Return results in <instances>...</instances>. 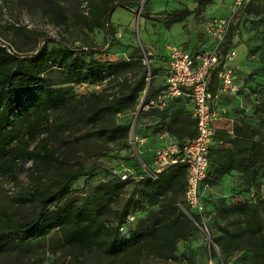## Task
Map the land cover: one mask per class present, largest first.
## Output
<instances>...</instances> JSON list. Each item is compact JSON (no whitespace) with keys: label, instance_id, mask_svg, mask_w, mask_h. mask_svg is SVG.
<instances>
[{"label":"rangeland","instance_id":"rangeland-1","mask_svg":"<svg viewBox=\"0 0 264 264\" xmlns=\"http://www.w3.org/2000/svg\"><path fill=\"white\" fill-rule=\"evenodd\" d=\"M237 0H212L205 7H198V0H125L127 8H118L112 23L107 30L88 33L71 22L69 27H58L52 24L42 12V0H0V51L13 57L29 58L45 47L52 49L64 42L77 58L88 60L90 54L102 64H135L125 76L116 83L111 93L120 91L121 82L126 78L133 87L146 73L145 93L158 94L165 89L169 74L167 69L168 47L178 45L192 52L212 50L217 42L209 34V23L215 20L234 24L233 17L240 13L237 35L233 41L236 58L231 63L235 68L236 82L241 91L238 94L224 92L221 119L226 128L216 134L214 148L226 144L233 136L234 124L250 126L254 130V138L261 143L264 153V0H244L241 5ZM83 4L81 8L85 6ZM188 8L194 15L187 17L184 24L171 29L165 28V17L172 9ZM229 27V31H230ZM228 31V34H229ZM228 34L223 50L228 40ZM196 46V47H195ZM52 82L57 83V73H49ZM216 89L217 81L214 83ZM60 87V86H58ZM55 87V88H58ZM69 88L77 100H87L92 93L108 90L109 80L94 85L76 83L65 86ZM215 89V90H216ZM173 103L166 118L160 117L159 111L143 112L139 105L131 110L112 116L116 124L130 125L127 140L105 146L103 140L91 136L93 126L75 123L57 137H53L50 147L58 150V163L47 165L36 157L18 151L16 143L7 150L6 160L0 161V221L10 219L14 222L32 220L39 212L37 206L31 205L28 195L35 191L55 190L57 184L69 175L79 174L70 186L72 200H80L82 196L101 184L107 183L114 175L130 174L129 187L120 195L107 215L110 223H116L119 209L122 208L133 190L134 177L146 176L148 168L154 165L155 137L168 132L175 112L192 118L189 99ZM220 105V104H219ZM42 109L39 105L29 104L24 114L32 115ZM42 120L34 139L30 140L29 152L39 150L46 138L42 134ZM20 126V125H18ZM22 129V128H21ZM25 132V129H22ZM170 134V133H169ZM171 135V134H170ZM90 136V137H89ZM141 136L148 142L142 144ZM154 138V141H152ZM138 139V140H137ZM168 145V144H167ZM165 146V145H164ZM229 145H227L228 147ZM105 149L104 151H102ZM14 150V151H12ZM262 159V156H260ZM214 156L210 160L207 179L202 183L201 192L205 211L199 219L194 214L184 212L196 225L192 236L180 241L175 262L165 261L160 257H148L144 253L138 259L129 258L116 264H208L212 258L217 264H253L252 248H242L226 256L214 241L226 231L234 232L243 228L244 219L231 212H225V205L239 202L259 203L264 201V177L262 169L257 172L256 179L248 182L246 176L233 172L223 176L217 173ZM263 160V159H262ZM259 160L257 163L263 164ZM64 164H63V163ZM4 164V165H3ZM215 183L216 181H218ZM264 220V208L261 209ZM146 215L141 210L136 219ZM7 253L0 257V264H107L103 254L92 257L90 252L76 261L68 253L55 231L49 237L33 241V244L12 243ZM151 258V259H150ZM136 260L134 262H129Z\"/></svg>","mask_w":264,"mask_h":264},{"label":"trees","instance_id":"trees-1","mask_svg":"<svg viewBox=\"0 0 264 264\" xmlns=\"http://www.w3.org/2000/svg\"><path fill=\"white\" fill-rule=\"evenodd\" d=\"M82 1L86 3L83 8L80 3ZM124 1L42 0V12L58 27H69L74 22L76 27L88 33L103 30L108 35L107 30L113 24L114 12L118 8H127ZM210 1L212 0H198V7L203 8ZM192 13L188 8L169 12L165 17V28L170 29L183 23ZM239 20L240 13H237L233 17L234 24L230 27L224 51L234 49L233 41L237 35ZM60 44L61 46L52 49L45 47L24 59L19 55L11 57L5 51H0V161L6 160L7 149L16 143L18 151L27 153L32 158L36 157L44 164L58 163L60 152L53 150L49 141L75 123L93 126L94 133L91 136L103 140L105 146L128 139L130 125L116 124L112 116L140 104L146 88V73L143 72L135 86L132 87L125 78L118 93L110 91L114 89L112 85L135 64L142 63H132L130 60L117 65L102 64L95 58V53L90 54L88 60L77 58L67 44ZM54 72L59 77L57 83L52 82L48 76ZM106 80H109L111 87L92 93L87 96V100H77L69 88L65 87L76 83L94 85ZM156 95L148 94L146 101ZM181 100L184 99L173 100L163 110H151L159 111L160 117L166 118L173 103ZM40 103L42 109L38 112L24 114L27 105ZM41 120L44 124L42 134L46 138L39 150L29 152L30 140L35 138ZM171 121L168 132L179 143L196 136L194 119L175 112ZM233 133L221 147L214 148L213 144L207 176L210 160L214 156V168L220 175L239 172L246 176L248 182H253L257 172L262 169L264 177V162L260 165L257 163L262 159L264 161V153L262 155L261 143L254 138V130L250 126L243 127L236 123ZM78 175L67 176L53 191H35L29 194L26 201L39 209L34 219L24 222L10 219L0 221V257L7 253L6 249L12 243L33 244V241L41 237L47 238L56 231L63 245L68 248V253L76 261L83 258L85 252H90L95 258L99 253L103 254L107 264H116L129 258L138 259L144 253L148 257H160L165 261L177 260L179 242L190 238L196 229L194 222L178 206L186 189L185 165H173L154 178L150 177L149 172L146 176H141L142 179L134 182L128 200L116 212L115 224L107 220V215L112 212L115 200L125 193L130 182L114 175L107 183L94 187L80 200H72L70 186ZM217 182L219 180L215 183ZM262 207L264 208V201H260V204L248 201L224 206L225 212L243 218L245 226L234 232L226 231L214 240L222 256L248 247L253 250V264H264ZM140 210L146 215L136 219ZM194 217L200 218L199 215ZM134 261L136 260L129 262Z\"/></svg>","mask_w":264,"mask_h":264},{"label":"built area","instance_id":"built-area-1","mask_svg":"<svg viewBox=\"0 0 264 264\" xmlns=\"http://www.w3.org/2000/svg\"><path fill=\"white\" fill-rule=\"evenodd\" d=\"M243 1L237 0L236 4L241 5ZM229 27L230 22L215 20L209 23V34L217 42L212 50L195 53L178 45L169 46V74L165 89L148 101H146V93L140 99L139 109L142 111L163 110L173 100L189 99L192 105V117L196 122V136L184 142H174L157 148L154 152L152 170L148 168L147 172L154 178L173 165L179 163L185 165L186 189L178 206L183 212L199 216L205 211L200 188L207 178L210 150L215 142L214 124L221 117L216 103L224 92L238 94L241 91L236 82L235 68L231 66L236 58V50L224 51L222 48ZM213 78L218 83L217 89L214 86L216 90L211 89ZM138 141L145 143V140ZM119 176L123 181L130 179V174ZM133 179L139 181L142 177ZM189 217L194 220L193 216L189 215ZM208 264H217V262L210 258Z\"/></svg>","mask_w":264,"mask_h":264},{"label":"crops","instance_id":"crops-1","mask_svg":"<svg viewBox=\"0 0 264 264\" xmlns=\"http://www.w3.org/2000/svg\"><path fill=\"white\" fill-rule=\"evenodd\" d=\"M185 9V8H184ZM177 10H182V9H176V8H174V9H172L171 10V12L172 11H177ZM193 11V10H192ZM194 15V13H192L190 16H193ZM185 23V21L183 22V23H181V24H184ZM178 25V24H177ZM175 26V25H174ZM173 27V26H172ZM171 27V28H172ZM170 28V29H171ZM196 47V46H195ZM185 48V47H184ZM185 49H187V48H185ZM188 50V49H187ZM192 52H195V53H197V52H200V51H196V50H194V51H192ZM167 69H168V71H169V63L167 62ZM213 82L215 83V79L213 78ZM214 83L212 84V90H214L215 88H214V86H216V85H214ZM220 101V100H219ZM217 104V106H218V112H219V114H221V111H223L222 110V102H219V103H216ZM220 104V105H219ZM139 106H140V104H139ZM189 107H190V109L192 110V105H191V103L189 102ZM142 111V110H141ZM149 111V110H148ZM148 111H145V112H148ZM144 112V111H143ZM224 123H226V122H224V120H222L221 119V117L215 122V128H216V133H217V131L218 130H220V129H225L226 128V126H225V124ZM155 137H158L159 139H156V140H159V141H157V142H159V143H155V147H157V148H159V147H162V146H164V145H167V144H170V143H174V142H178L177 141V139H176V137H174V136H172V135H170L169 134V132H164V133H161V134H157ZM141 140H145V143L146 142H148L149 140H148V138H146V136H141ZM152 141H154V138H152ZM143 144V143H142Z\"/></svg>","mask_w":264,"mask_h":264}]
</instances>
